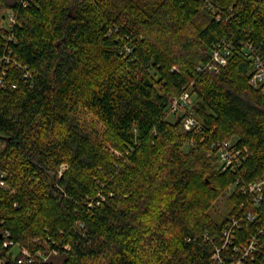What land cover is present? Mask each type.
Masks as SVG:
<instances>
[{"label":"trees","instance_id":"trees-1","mask_svg":"<svg viewBox=\"0 0 264 264\" xmlns=\"http://www.w3.org/2000/svg\"><path fill=\"white\" fill-rule=\"evenodd\" d=\"M1 8L15 22L3 26L0 13V56L32 76L11 61L0 83L9 185L0 190V261L18 264L6 231L58 250L40 264L241 260L264 223V199L233 191L227 217L210 209L237 178L264 175V83L251 85L248 53L252 45L264 61V0H0ZM224 43L227 64L205 68ZM187 89L196 96L191 130L171 109ZM221 141L244 152L240 166L219 167ZM233 215L242 221L225 245ZM245 264H264V250Z\"/></svg>","mask_w":264,"mask_h":264},{"label":"built area","instance_id":"built-area-1","mask_svg":"<svg viewBox=\"0 0 264 264\" xmlns=\"http://www.w3.org/2000/svg\"><path fill=\"white\" fill-rule=\"evenodd\" d=\"M11 21L15 22V16L11 17ZM248 53L250 54V58L252 60V74L250 78V83L253 86H258L261 83H264V61L259 54L254 53L252 49V45L248 46ZM213 62L207 64L205 68H210L216 72L219 71L220 65H225L228 62V56L231 55L230 47L224 43L223 46H219L214 49L212 54ZM11 61L14 62V65H18L19 67L24 68V79H30L32 76V71L29 66H24L19 63L17 60L13 59L9 53H5L0 56V83H3V76L7 72V64ZM16 87V84H13ZM193 99L192 93L189 89L183 91L180 95H177L173 98L171 109L173 112H181L184 115V129L191 130L196 127L198 120L192 109ZM215 152L218 157L219 167L222 169H235L240 166L241 163L246 159V155L240 149H238L232 141H221L214 145ZM62 170L60 171V173ZM7 173L5 171H0V190L7 188ZM231 188L235 191H241L243 193L251 195L252 199L256 204H259L264 199V175L252 180L245 181L243 178H237L231 184ZM258 217L257 213H249L247 218L250 221L255 220ZM242 221V217H237V215H233L231 220L227 223L223 230V239L224 243L232 244L235 239V229L239 227L240 222ZM5 237L3 240L4 247H13L17 248L18 252L17 260L18 264H40L45 263L51 259L54 255L58 254L57 249H53L47 241L36 238L33 239V242L38 246L31 248L27 245H21L20 243H16L10 237V233L6 231L4 233ZM264 235V223L258 227L255 234L252 235L249 241V245L244 248V254L242 259L234 264H245L247 257L258 250L263 251L264 247L260 248L261 236ZM2 238V237H1ZM51 240V239H48ZM55 243V241H52ZM47 243V244H46ZM40 244H45V248L40 247ZM236 249V248H235ZM219 251V249H218ZM6 258H2L0 264H5Z\"/></svg>","mask_w":264,"mask_h":264},{"label":"rangeland","instance_id":"rangeland-1","mask_svg":"<svg viewBox=\"0 0 264 264\" xmlns=\"http://www.w3.org/2000/svg\"><path fill=\"white\" fill-rule=\"evenodd\" d=\"M0 13L2 15L5 16V20L3 21L2 25L8 27L12 21H11V17L13 16V12L12 11H8L5 8H1L0 9ZM190 92L192 93V91L190 90ZM192 99H193V105L196 101V96L192 93ZM170 119H173V115H169ZM67 166L66 164L62 165V172L64 171V169H66ZM234 191L233 188H231V186L229 187V189L226 190L225 193H223V195H221L213 204V207L210 209V212L213 214L214 217H216L217 219H224L225 217H227V215H229L232 205L231 202L229 201V195L230 193H232ZM263 203L260 202L259 205H261ZM16 252H18V249L15 248Z\"/></svg>","mask_w":264,"mask_h":264}]
</instances>
